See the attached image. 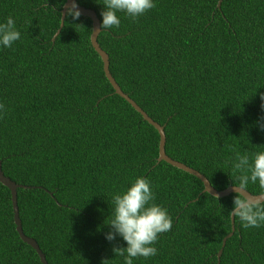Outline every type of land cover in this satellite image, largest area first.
<instances>
[{"label": "trees", "instance_id": "trees-1", "mask_svg": "<svg viewBox=\"0 0 264 264\" xmlns=\"http://www.w3.org/2000/svg\"><path fill=\"white\" fill-rule=\"evenodd\" d=\"M153 0L135 21L96 41L119 88L163 125L164 152L200 172L216 190L235 184L236 152L264 151V0ZM64 0H0V23L15 21L20 40L0 45V169L16 188L22 232L47 264H124L105 234L114 194L137 178L172 217L157 254L133 264H264V225L243 228L199 179L156 162L157 131L113 93L90 45V20L59 24ZM99 21L103 0H76ZM64 21V18H63ZM256 91V93H255ZM227 161V163H226ZM249 193L259 194L257 184ZM0 264H41L15 231L8 189L0 183Z\"/></svg>", "mask_w": 264, "mask_h": 264}, {"label": "clouds", "instance_id": "clouds-1", "mask_svg": "<svg viewBox=\"0 0 264 264\" xmlns=\"http://www.w3.org/2000/svg\"><path fill=\"white\" fill-rule=\"evenodd\" d=\"M103 5L100 12L102 21L98 25L100 31L119 28L118 12H124L135 21L156 7L153 0H103ZM59 15L64 17L61 23L69 17L72 20L79 19L81 12L76 0H72ZM20 36L12 17H8L6 23H0V45L3 47L10 48L15 41L20 40ZM259 97L260 107L264 110V92L259 93ZM6 111V106L0 104V114ZM257 123L259 130L264 131V116ZM232 172L236 174L237 182L232 184L234 196L230 215L238 218L245 229L259 228L264 225V151L251 155L248 152H236L232 161ZM250 183H258L261 189L259 195L253 196L249 193ZM214 197L218 201L219 197ZM154 200L155 193L152 191L151 182L141 177H137L124 192L112 197L113 218L107 224L111 230L105 234V238L111 242L118 235L126 242L127 247L112 248L114 255L124 257V264H133L134 258L147 259L155 256L157 248L154 245L159 235L170 231L173 226L167 209L154 203ZM102 264H107V260L102 261Z\"/></svg>", "mask_w": 264, "mask_h": 264}, {"label": "water", "instance_id": "water-1", "mask_svg": "<svg viewBox=\"0 0 264 264\" xmlns=\"http://www.w3.org/2000/svg\"><path fill=\"white\" fill-rule=\"evenodd\" d=\"M221 0H217L216 1V7H219ZM72 2V0H64L60 10H59V14H62L66 7ZM78 5V9L81 12L82 16H86L87 18H89L90 20V25H91V29H90V33H89V42L91 47L93 48V50L96 52V54L99 56L100 60H101V68H102V72L104 77L106 78V80L108 81V83L111 85L112 89H113V93L119 95L121 98H123L136 112H138L141 116V118L143 120H145L148 124H150L158 133V143H157V157H156V162L158 161H164L178 169H181L184 172H187L188 174L193 175L194 177H196L197 179H199L202 183V192H206L212 196H218V197H222V196H226L229 193H234L232 191V185L226 186L223 189L220 190H216L215 188H213L210 183L208 182V180L205 178L204 175H202L200 172H198L197 170L177 161L174 160L172 158H170L169 156H167L164 152V141H165V136H164V132H163V125L158 124L157 122H155L154 120H152L136 103L135 101H133L126 93H124L119 86L117 85V83L115 82V80L113 79V77L111 76V74L109 73L108 70V57L107 54L104 52V50H102L97 41H96V37L97 34L99 33L100 29H98V25H99V21L98 18L95 14V12L88 7H83L79 4ZM63 16L60 15L59 16V24L57 29L55 30V32L53 33L52 37H51V41L54 40L56 34H58L60 28L62 27L63 22L61 23V21H63ZM0 183L5 186L10 194V202H11V209H12V220H13V224H14V228L15 231L19 237V239L21 241H23L24 243H26L27 245H29L37 254L39 262L41 264H47L44 258L43 253L41 252V250L39 249L37 243L35 242V240L31 237L26 236L21 229V225H20V220L18 217V209H17V205H16V188L18 187H24L21 184H16L15 182H13L12 180H10L8 177L4 176L3 173L1 172L0 169ZM260 194V193H259ZM259 194H252L253 196L259 195ZM233 231V217L230 215V231L224 235V237L221 240V245L219 250L217 251V258L220 255V251L221 248L225 242V239L227 237H229L232 234Z\"/></svg>", "mask_w": 264, "mask_h": 264}]
</instances>
